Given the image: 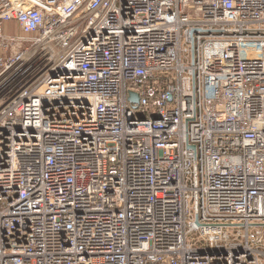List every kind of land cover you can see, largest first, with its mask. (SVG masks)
<instances>
[{
	"label": "built area",
	"instance_id": "obj_1",
	"mask_svg": "<svg viewBox=\"0 0 264 264\" xmlns=\"http://www.w3.org/2000/svg\"><path fill=\"white\" fill-rule=\"evenodd\" d=\"M0 264H264V0H0Z\"/></svg>",
	"mask_w": 264,
	"mask_h": 264
},
{
	"label": "water",
	"instance_id": "obj_2",
	"mask_svg": "<svg viewBox=\"0 0 264 264\" xmlns=\"http://www.w3.org/2000/svg\"><path fill=\"white\" fill-rule=\"evenodd\" d=\"M128 100L130 103H136L137 102V98L135 96H133L132 94H130V97Z\"/></svg>",
	"mask_w": 264,
	"mask_h": 264
}]
</instances>
